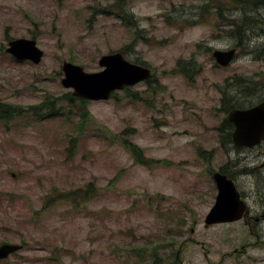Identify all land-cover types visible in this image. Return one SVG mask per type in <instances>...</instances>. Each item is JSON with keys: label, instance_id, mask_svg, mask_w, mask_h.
Returning <instances> with one entry per match:
<instances>
[{"label": "rangeland", "instance_id": "obj_1", "mask_svg": "<svg viewBox=\"0 0 264 264\" xmlns=\"http://www.w3.org/2000/svg\"><path fill=\"white\" fill-rule=\"evenodd\" d=\"M217 1L0 0L2 103L70 93L62 61L93 72L119 51L152 72L107 100L74 102L71 115L0 121V242L22 244L0 264H264V146L235 150L218 130L230 101L264 100V5L219 0L217 15ZM244 14L239 47L227 20ZM17 37L36 41L38 64L4 51ZM233 47L217 65L212 50ZM190 58L180 72L177 61ZM221 169L247 217L206 224Z\"/></svg>", "mask_w": 264, "mask_h": 264}, {"label": "water", "instance_id": "obj_2", "mask_svg": "<svg viewBox=\"0 0 264 264\" xmlns=\"http://www.w3.org/2000/svg\"><path fill=\"white\" fill-rule=\"evenodd\" d=\"M235 50L214 49L211 55L215 63L223 67L234 58ZM4 51L17 61H28L32 64H38L43 56V51L33 38L10 39ZM97 65L100 67L99 70L88 72L77 64L62 61L61 86L71 89V95L76 98L90 101L107 100L113 91L133 86L152 75L150 68L128 61L119 51L100 55ZM225 117L233 125L231 140L234 145L250 147L264 141V100L243 109L230 108ZM211 177L216 195L213 204L204 215V223L231 221L243 217L247 213L246 204L232 179L218 171H214ZM21 247V243L0 242V259Z\"/></svg>", "mask_w": 264, "mask_h": 264}, {"label": "trees", "instance_id": "obj_3", "mask_svg": "<svg viewBox=\"0 0 264 264\" xmlns=\"http://www.w3.org/2000/svg\"><path fill=\"white\" fill-rule=\"evenodd\" d=\"M219 1V0H218ZM216 2L215 5L213 6L215 9V13L217 15H221V12L223 10L222 4L219 2ZM231 4H233V8L239 9L242 11H245L248 8H257L261 5H264V0H228ZM250 17L247 15H242V17H239L234 20H227L230 23L225 24L228 26L227 28V34L234 38V43L239 45L241 47V44L236 41L237 35H239L237 38L241 39L242 36H244V32L246 28L249 27V21ZM249 29V28H248ZM176 66L182 67L180 69V72L186 73L188 69H192V66H195L194 60L190 58V60L182 62L181 60L177 61ZM152 78V77H151ZM145 80V82L150 81V79ZM124 90H127L128 87H124ZM111 96H115V93L113 92ZM56 101H59L61 104L57 105ZM79 102L82 106L86 103L87 100L81 99V98H76L72 96L70 93H65L61 97H44L42 100L37 102L36 104L29 105V106H20V105H14V104H7V103H2L0 102V121L1 122H7L12 118L15 117H26V116H34L35 118L41 117H53V116H58L60 113V110L63 109L61 107H65L67 111H69L68 115L74 114V112L71 109V105L74 102ZM230 107L234 103L231 101L229 102ZM228 105V102L226 101L224 106ZM227 108V107H226ZM229 108V107H228ZM80 120H85L87 118V113L86 111L76 113ZM124 146L126 149L129 150L131 155L133 156L134 160L139 162L140 164L147 165V162L141 161V155H140V150L136 148L133 144H130L129 142H123ZM134 250V249H133ZM153 264V263H151Z\"/></svg>", "mask_w": 264, "mask_h": 264}, {"label": "flooded vegetation", "instance_id": "obj_4", "mask_svg": "<svg viewBox=\"0 0 264 264\" xmlns=\"http://www.w3.org/2000/svg\"><path fill=\"white\" fill-rule=\"evenodd\" d=\"M222 102H223V106H224V104H225L226 101L223 100ZM256 103L257 102H255L253 104H250L249 106H246V107H236V108L243 109V108H247V107L253 106ZM226 111H228V109ZM218 130L221 132V133H219V135L221 137L220 138L221 145H224V143L231 144L232 148H234L235 150L242 151V150H245V149H248V148L251 149V148H254V147H257V146H264V141H259L257 144H255L253 146H250V147H248V146H236V145H234L232 143V140H231V133H232V130H233V125L229 121L226 120V117L223 120V123H222L221 127ZM263 163H264V161L261 162L260 165L261 166H264ZM243 171H244V169H243ZM218 172L225 174L227 177H229L230 179L233 180V178H231L228 173H225L224 170L221 169V170H218ZM246 209H247L246 212H248L247 205H246ZM243 217L246 218L247 217V213Z\"/></svg>", "mask_w": 264, "mask_h": 264}, {"label": "bare ground", "instance_id": "obj_5", "mask_svg": "<svg viewBox=\"0 0 264 264\" xmlns=\"http://www.w3.org/2000/svg\"><path fill=\"white\" fill-rule=\"evenodd\" d=\"M234 48V47H233ZM234 49H236V48H234Z\"/></svg>", "mask_w": 264, "mask_h": 264}]
</instances>
